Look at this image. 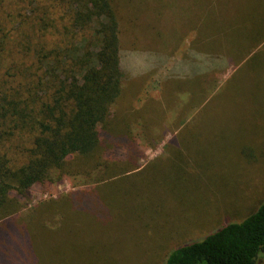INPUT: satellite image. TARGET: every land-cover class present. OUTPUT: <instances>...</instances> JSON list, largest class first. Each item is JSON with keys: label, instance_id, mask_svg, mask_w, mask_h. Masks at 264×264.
<instances>
[{"label": "trees", "instance_id": "16d2710c", "mask_svg": "<svg viewBox=\"0 0 264 264\" xmlns=\"http://www.w3.org/2000/svg\"><path fill=\"white\" fill-rule=\"evenodd\" d=\"M260 1L201 0L216 11H226H217L214 18L227 29L217 34V44H223L225 51L223 46L213 48L218 53L212 56L216 62H208L211 36H196L195 30L188 29L183 41L167 47V54L144 51L135 63L126 44L131 39L119 0H0V242L4 244L8 235L53 233L56 229L47 222L55 213L62 222L86 213L105 218L108 211L102 207L100 194L110 187L106 185L128 179L121 176L138 169L137 162L144 156L130 128L133 121L141 119L142 139L153 143L150 125L156 124L154 118H146L145 105L137 110L131 104L146 81L173 58L162 81L171 84L163 91L165 109L171 107L181 116L196 107L202 113L205 106L216 105L224 90L205 100L210 97L207 77L226 63L238 64L264 43V15L254 20L244 15ZM190 34L188 47L177 52ZM245 38L251 42L247 47ZM134 39L152 49L147 38ZM261 49L239 71L247 66L248 75L256 74L253 68L259 62L253 61ZM239 71L235 79L241 82L244 77ZM180 77L192 86L199 78L203 91L198 98L197 92H185L182 107V92L174 88ZM252 89H258L253 91L256 101L264 103V87L253 85L246 91ZM154 105L152 113L161 115L159 104ZM113 106H117L115 113ZM142 106L145 116H132ZM253 113L258 115L253 123L261 121L264 107ZM187 125L170 141L172 146L182 145L181 133ZM257 127L251 126L250 133L258 131ZM79 177L94 188L38 202L27 212V219L18 218L30 203L32 187ZM263 253L264 202L240 221L221 224L201 240L174 248L166 264H256Z\"/></svg>", "mask_w": 264, "mask_h": 264}, {"label": "rangeland", "instance_id": "374dc122", "mask_svg": "<svg viewBox=\"0 0 264 264\" xmlns=\"http://www.w3.org/2000/svg\"><path fill=\"white\" fill-rule=\"evenodd\" d=\"M119 1L121 14L125 16L122 21L131 39L126 44L133 52L135 63L144 51L167 54V47L183 41L188 29L195 30L196 36H211L209 63L216 62L217 58L212 56L218 53L214 49L224 48L223 44H217V34H225L227 29L214 19L217 11L226 12L223 9L216 11L214 7L201 4V0H123V4ZM262 5L264 0L258 7L245 11V17L249 20L261 18L264 15ZM134 36L147 38L148 44L153 45L151 48L156 49L146 48ZM192 38L191 34L185 37L177 52L185 50ZM244 41L246 47L251 43L247 38ZM263 45L259 46H262L261 52L253 61L259 62L253 68L256 74L248 75L247 66L240 71L239 67L259 47L238 64L224 66L221 63L224 67L207 77L210 97L204 95L205 100H211L213 94L224 90L216 105L205 106L202 113L196 107L181 116L173 108L165 109L164 106L163 91L171 84L162 81L174 63L171 58L169 65L146 81L131 103L137 110L141 105L148 108L146 118L152 117L156 123L150 125L154 139L149 144L144 141L141 119L133 121L130 128L144 156L137 162L138 169L121 176H129L128 179L106 185L110 187L100 194L99 200L107 209V216L78 214L71 216L73 221L62 222L55 213L47 222L49 228L56 229L53 233L33 234L32 231L26 235H8L4 244L0 242V264H166L174 248L201 240L221 224L240 221L254 211L264 202V118L253 123L258 116L253 109H263L264 103L256 101L258 95L254 92L258 89H246L253 85L264 87ZM238 71L243 74L244 81L235 79ZM185 78H177L179 81L174 87L182 92L181 107L185 103V92H197L196 98L203 92L199 78L195 86L184 82ZM154 102L159 104L161 115L159 111L152 113L157 107ZM115 109L117 106L112 107V113ZM142 111L143 106L132 116H145ZM184 124L188 125L181 133L182 145H173L177 148L174 152L170 141L181 132ZM251 126L258 131L250 133ZM121 127H125L123 123ZM177 142H181L179 138ZM84 180L87 179L65 178L49 186L35 185L30 191L28 207L18 218L27 219L29 210L38 202L93 187L84 185ZM256 264H264V253Z\"/></svg>", "mask_w": 264, "mask_h": 264}]
</instances>
